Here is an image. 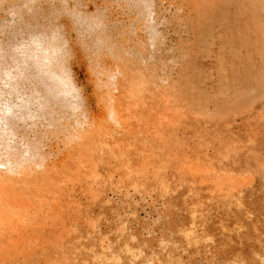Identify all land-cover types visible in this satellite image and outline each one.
<instances>
[{
	"label": "rangeland",
	"instance_id": "rangeland-1",
	"mask_svg": "<svg viewBox=\"0 0 264 264\" xmlns=\"http://www.w3.org/2000/svg\"><path fill=\"white\" fill-rule=\"evenodd\" d=\"M0 264H264V0H0Z\"/></svg>",
	"mask_w": 264,
	"mask_h": 264
},
{
	"label": "bare ground",
	"instance_id": "bare-ground-1",
	"mask_svg": "<svg viewBox=\"0 0 264 264\" xmlns=\"http://www.w3.org/2000/svg\"><path fill=\"white\" fill-rule=\"evenodd\" d=\"M228 70V69H227Z\"/></svg>",
	"mask_w": 264,
	"mask_h": 264
}]
</instances>
